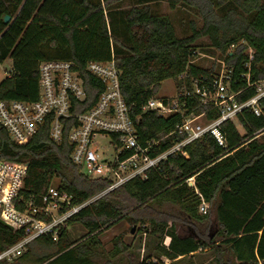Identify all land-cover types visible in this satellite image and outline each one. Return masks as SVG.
<instances>
[{
    "label": "trees",
    "instance_id": "16d2710c",
    "mask_svg": "<svg viewBox=\"0 0 264 264\" xmlns=\"http://www.w3.org/2000/svg\"><path fill=\"white\" fill-rule=\"evenodd\" d=\"M154 1L133 0L130 8L118 11L116 21L113 6L122 5L124 0H0V63L7 59L13 62L12 70L0 83V100H36L40 63L70 60L85 81L83 111L104 89L85 67L89 61L109 60L113 46L121 71V92L137 123L139 142L145 146L159 141L154 151L158 155L186 138L178 130L179 115L163 117L143 111L150 99L157 98L164 81L175 79L179 93H189L182 97L187 114H204L206 121L219 116L200 103L193 89L192 79L202 81L219 75L194 63L202 48L200 39L208 38L212 48L224 57L232 72V91L242 90L236 97L239 102L256 94L255 87L247 85L264 82V0H167L171 10L186 6L203 19L199 29L192 21L191 33L183 38L177 37L168 16L155 13ZM4 16L11 17L10 23H4ZM114 43L120 47L115 48ZM261 106L264 112V99ZM223 130L226 147L205 136L184 148L188 158L174 153L162 171L149 172L145 180L129 181L83 208L69 223L85 227L91 243L98 241L103 229L127 218V213L136 216V222L152 223L153 233L158 234L156 251L170 261L210 249L216 264H264V116L245 109L235 121L226 122ZM1 159L29 162L22 193L27 200L38 202L55 179L60 191L73 196L74 204L86 202L109 185L82 173L71 160L67 132L56 144L49 137V126L27 145L19 146L0 125ZM192 177L195 187L187 183ZM203 200L210 205L205 215L200 213ZM166 205L172 208L171 213L161 212L151 218L142 215ZM179 223L194 227L196 233L181 234ZM22 238V230L14 232L0 223V254ZM38 241L56 251L37 258V264H92L90 251L71 241L66 229L58 242L49 237ZM20 258L29 259L31 254ZM0 264L20 261L4 260Z\"/></svg>",
    "mask_w": 264,
    "mask_h": 264
},
{
    "label": "built area",
    "instance_id": "2783aa9c",
    "mask_svg": "<svg viewBox=\"0 0 264 264\" xmlns=\"http://www.w3.org/2000/svg\"><path fill=\"white\" fill-rule=\"evenodd\" d=\"M107 61H89L85 67L90 75L104 86L96 102L84 108L87 99L85 81L75 62L48 60L38 68L39 95L34 101L0 100V125L11 140L19 146L27 145L42 129L49 126L52 142L60 144L67 132L71 147V160L88 178L102 179L109 185L101 193L82 204H74L73 196L52 184L39 201L25 199L23 190L29 162L0 160V219L13 227L14 232L23 231V238L0 254V261H12L37 239L49 237L58 242L61 232L70 219L83 208L105 195L118 190L129 181L145 180L151 171H162L170 156L176 152L188 158L184 148L212 136L221 147L227 146L223 125L235 121L245 109L260 117L264 116L261 101L264 99V82L248 83L255 87L256 94L248 101L239 102L242 92L232 91L231 71L205 77L202 81L192 79L195 95L202 105L215 110L219 116L211 121L202 120L204 114L186 113L182 97L153 98L143 111H153L160 116L179 115V132L186 138L169 150L154 155L159 141H150L143 146L139 142L136 121L131 117L120 86L121 71L117 67L113 46ZM252 53V50H250ZM9 74V73H8ZM183 77V76H182ZM249 79V75H247ZM201 82V84H200ZM103 140H108L105 145ZM112 149V152H111ZM195 187V177L187 180ZM209 204L202 201L200 213L207 214Z\"/></svg>",
    "mask_w": 264,
    "mask_h": 264
},
{
    "label": "rangeland",
    "instance_id": "374dc122",
    "mask_svg": "<svg viewBox=\"0 0 264 264\" xmlns=\"http://www.w3.org/2000/svg\"><path fill=\"white\" fill-rule=\"evenodd\" d=\"M132 3L133 0H124L122 5L115 4L112 10V13L115 14L113 18L118 21L120 18L118 11H125ZM152 5L156 14L165 15L171 19L175 33L179 38H183L191 33L190 23L192 21H195L198 29L203 26V19L198 12L186 6H180L175 10H171L167 0H156ZM110 17L112 18V16ZM119 40L125 43L122 36L119 37ZM114 45L115 48L120 47L119 44L114 43ZM198 45L202 48L197 51L194 63H197L205 69L216 70L215 74H225L228 69L226 61L219 51L212 48L209 39H200ZM229 51H234V48H230ZM248 53L251 54V51L249 50ZM12 66L11 59H7L3 63H0V83L8 76V73L12 70ZM180 90L175 79H168L162 83L156 97L173 98L178 95ZM202 120H205V117ZM237 126L240 133L244 134V129L239 124H237ZM107 141L108 140L102 141L105 148L107 147ZM58 182L59 181L55 179L53 184L58 185ZM161 212L171 213L172 208L167 205L163 207L155 206L153 210L142 215L146 218H151L156 217L159 215L158 213ZM161 216L163 215L161 214ZM126 217L127 218L118 221L109 229H103L97 237L99 242L95 240V242L90 243V241L93 240H89L91 236H87L88 230L80 223H68L66 227L67 234L69 239L74 241L76 245L83 246L82 250L87 252L90 251L91 258L95 264H148L150 262H161V264H216L215 255L210 249L199 250L193 256H188L178 261H170L165 257H161L156 251L158 234L153 233L152 223L136 222V216H131L127 213ZM178 230L181 234L196 233L194 227H189L183 223L178 224ZM55 251L56 249L52 245L38 241L34 244L32 243V245L20 256L22 257L29 252L31 258L24 260L18 257L12 261H20V264H37L35 261L37 258L51 255Z\"/></svg>",
    "mask_w": 264,
    "mask_h": 264
},
{
    "label": "water",
    "instance_id": "95a60500",
    "mask_svg": "<svg viewBox=\"0 0 264 264\" xmlns=\"http://www.w3.org/2000/svg\"><path fill=\"white\" fill-rule=\"evenodd\" d=\"M3 21H4L5 24H8L11 21V17L10 16H4L3 17ZM0 223L2 225H4L5 227L9 228L10 230H13V227L11 225H9L8 223H6L5 221H3V220L0 219Z\"/></svg>",
    "mask_w": 264,
    "mask_h": 264
},
{
    "label": "crops",
    "instance_id": "0c3cea01",
    "mask_svg": "<svg viewBox=\"0 0 264 264\" xmlns=\"http://www.w3.org/2000/svg\"><path fill=\"white\" fill-rule=\"evenodd\" d=\"M12 64H13V62H12ZM34 243H35V241L33 242V244ZM90 261L92 262V264H95L94 261H93V259L91 258V256H90Z\"/></svg>",
    "mask_w": 264,
    "mask_h": 264
}]
</instances>
